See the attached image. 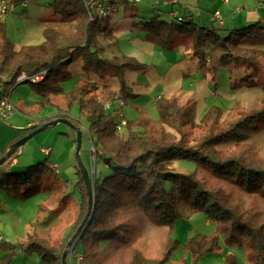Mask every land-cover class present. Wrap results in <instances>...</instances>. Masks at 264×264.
Returning <instances> with one entry per match:
<instances>
[{
    "label": "trees",
    "instance_id": "1",
    "mask_svg": "<svg viewBox=\"0 0 264 264\" xmlns=\"http://www.w3.org/2000/svg\"><path fill=\"white\" fill-rule=\"evenodd\" d=\"M140 1L108 0V11L94 14L90 18L83 0H52L49 4L57 19L53 25L44 26V40L40 44L17 47L5 30H0V98L9 97L17 84L27 83L38 94V108L53 106L51 96L57 94L64 97L66 106L65 111H59L53 117H45L38 123L21 129L8 140L0 157L22 136L56 118L69 119L70 110L77 108L79 119L86 123L92 159L101 161L110 171L103 177L95 175L93 179L88 173L92 184V200L86 216L88 193L80 165L76 164L75 187L80 194L77 217L69 225L60 247L51 245L46 239L32 236L15 244L0 238V246L5 248L0 254V264H9L11 258L19 253L35 254L41 264H61L67 242L79 226L80 230L70 243L73 251L80 239L100 241L112 238L116 234L114 227L104 225L107 213L125 208H136L148 217L156 216V221L168 226V245L163 257L154 263L163 264L168 249L171 248L169 244L173 242L170 234L175 220L180 216L179 207L182 203H186L191 212H202L209 221H213L226 245L248 248L245 252L248 262L264 264L262 225L248 221L239 206L220 188L196 179L199 169L208 170L218 178L235 180L245 192H256L264 197V166L235 156L222 157L214 147L223 140L246 138L251 134L257 123L264 120V105L250 110L226 128L205 136L195 144H189L182 138L175 140L155 135L148 129L147 117L139 115L135 119H125L122 112L128 98L135 95L130 90L127 73L147 64L131 55L110 49L113 41L116 44L112 16L120 6H124L128 8L126 15L132 18V27L143 30L146 41L158 49L172 50L174 38L185 36L191 38L192 57L197 60L199 67H205L213 73L221 68L231 71L238 65L255 71L261 65L259 51L243 46L242 43L245 39L260 34L264 30V21L258 19L238 28L222 29L197 22L187 12L177 15L173 10L163 11L153 5L142 9L138 5ZM26 7L22 8L25 10ZM16 12L15 9L8 14H17ZM213 19L218 24L223 23V18L222 22L214 17ZM71 20L75 22L71 32H62L55 26L59 24L57 22ZM75 56L80 58L86 70L101 78L111 76L117 85L113 86L109 82L99 84L94 80L84 79L76 82L72 90L64 91L61 83L68 75L65 69ZM21 72L26 76L17 81ZM250 77L248 75L242 78L250 81ZM96 90H100L101 97L95 96ZM155 105L159 122L182 131L185 112L176 97L160 95L155 99ZM209 107L211 116H215V119L223 112V108L217 104ZM77 133L82 136L80 129L76 128L73 139L75 144ZM17 151L18 148L0 164V189L6 191L7 195L18 197L17 189L29 185H35V189L40 190L41 183L46 182V186L57 183V171L44 161L27 165L24 173H7ZM8 160L6 167L2 169L1 166ZM175 161L182 164L190 162L194 169L191 172L189 169L175 170L172 167ZM69 197L70 193H63L59 204L65 203ZM193 238L198 240V243L193 240L189 242L193 260L204 252L215 249L218 244L216 234L198 233ZM82 242V252L85 253V243ZM79 254L76 252V258ZM67 256L68 253L65 255L66 261ZM225 256L224 264H237L236 255L228 252ZM114 264L140 263L131 261Z\"/></svg>",
    "mask_w": 264,
    "mask_h": 264
},
{
    "label": "rangeland",
    "instance_id": "2",
    "mask_svg": "<svg viewBox=\"0 0 264 264\" xmlns=\"http://www.w3.org/2000/svg\"><path fill=\"white\" fill-rule=\"evenodd\" d=\"M51 1L26 0L25 10L17 5V14L0 19V30L3 25L6 34L15 44L43 42L44 26L53 25L57 19V15L49 4ZM22 10L24 11L20 13ZM127 11L128 8L120 6L112 16L111 23L114 24L116 37V44L113 41L110 46L112 51L115 49V52H118V48L127 49L128 44L123 38L128 35L138 37L144 45H149L144 31L132 27V18L126 15ZM57 23L59 24L55 25L56 28L65 33L71 32L75 27L73 20ZM122 31H126V35H123L121 39L118 35ZM242 45L259 51L261 65L257 70L238 65L231 71L221 68L213 73L205 67L201 68L197 60L192 57L191 38L185 36L174 38L172 50H162L150 45L155 53L147 57L148 65L132 69L126 75L128 84L131 86L130 90L135 95L129 97L122 107L124 118L135 119L139 115L145 116L149 119L148 129L153 134L164 135L168 139L175 140L182 138L189 144H195L205 136L226 128L250 110L262 107L264 105V30L253 38L245 39ZM65 71L68 75L61 83L64 91L72 90L76 82L84 79L94 80L99 84L109 82L113 86L117 85L116 80L111 76L101 78L86 70L77 56L66 66ZM248 75L251 76L250 81L242 78ZM94 94L97 97L102 95L100 90H96ZM160 95L176 97L181 104L185 112L182 131L158 121L155 99ZM19 98L26 104V108L33 110L34 117L40 119H44L45 116L53 117L59 111H65L66 108L61 94L51 96L53 106L46 109L38 108L36 104L38 94L27 83L17 84L11 91V101L14 106ZM212 104L223 108L219 119L211 116L209 106ZM26 108L22 110L25 111ZM18 109L20 110L19 107ZM68 118L71 120L65 119L70 124L58 122L34 134L22 144L16 154L19 163L10 167L7 172L21 173L22 171L24 173L27 165L44 161L55 164L58 178L57 183L50 186H46V182L41 183L40 190H36L35 185L19 188L17 189L18 197H11L5 193L6 191L0 189V238L11 244L25 241L32 236L46 239L51 245H57L59 248L69 225L77 217V201L80 194L75 187L76 164H81L90 173L92 179L95 175L103 177L110 173L101 161L92 159L86 123L79 119L78 109L72 108ZM76 128L82 133L79 137L78 154H76V144L73 142ZM15 134L17 130L11 121L0 118V149ZM214 147L222 157L235 156L263 167L264 120L259 121L253 132L246 138L223 140ZM43 148L49 149L50 152H41ZM8 161L4 164L6 165ZM1 167L3 169L4 165ZM172 167L178 171L189 169L191 172L194 169L190 162L182 164L175 161ZM196 179L206 185L220 188L239 206L248 221L255 225H262L264 230V197L256 192H245L235 180L218 178L208 170L199 169L196 172ZM63 193H70V197L65 203L59 204V198ZM187 206L186 203H182L179 207L180 216L175 220L170 234L173 242L169 244L171 248L168 249L169 252L163 264H192V262L224 264L225 255L228 252L236 255L237 264H251L245 257L248 248L226 245L221 233L216 230L215 223L209 221L202 212H191ZM104 225L108 228L114 227L116 234L112 238L108 237L100 241L91 238L80 239L76 242L74 251L71 245L68 247L66 264L76 263V252L82 256L76 264H114L131 261L154 264L163 257L168 245V226L156 221V216L148 217L136 208L116 209L107 213ZM198 233L216 234L218 244L215 249L204 252L193 260L189 242L193 240L198 243V240L193 238ZM82 241L85 243V253L82 252ZM4 251L5 248L0 246V254ZM9 264H41V262L35 254L19 253L11 258Z\"/></svg>",
    "mask_w": 264,
    "mask_h": 264
},
{
    "label": "crops",
    "instance_id": "3",
    "mask_svg": "<svg viewBox=\"0 0 264 264\" xmlns=\"http://www.w3.org/2000/svg\"><path fill=\"white\" fill-rule=\"evenodd\" d=\"M138 3L142 9L153 5L163 11L173 10L177 15H184L185 12H187L189 16L197 22L206 25L212 24L222 29L238 28L258 19L264 21V0H177L176 2H168L166 0H141ZM215 10L219 11L223 18V23L218 24L213 19V12ZM12 15L14 14H8L6 16L10 17ZM1 27L3 29V25ZM123 35H126V31H122L118 36L122 39ZM119 37L118 44L120 40ZM123 39L128 44V48L125 50L118 48V52L131 55L140 62L146 63L147 57L153 56L155 53L150 43H148L149 45H144V42L141 39L139 40L138 37L128 35V37L126 36ZM15 45L17 47L21 46L19 44ZM24 45H35V43ZM150 64L153 65L154 63ZM9 97L11 101V92ZM25 105L23 100L19 98L15 105L16 111L7 118L11 121L15 130H17V133L21 129L28 128L41 120L40 118L34 117L33 110L26 108ZM22 108H26L27 110L24 111ZM44 149L46 148H43L41 152L46 153ZM2 150L3 147L0 149V153ZM18 161L17 157L12 158L10 162L11 166H16L19 163ZM50 164L55 168L54 163ZM4 167H6L5 164ZM75 261L76 263L80 261L76 258V255Z\"/></svg>",
    "mask_w": 264,
    "mask_h": 264
},
{
    "label": "built area",
    "instance_id": "4",
    "mask_svg": "<svg viewBox=\"0 0 264 264\" xmlns=\"http://www.w3.org/2000/svg\"><path fill=\"white\" fill-rule=\"evenodd\" d=\"M129 1H138V0H129ZM108 0H83L84 7L90 18L93 17L94 14H104L108 11L106 7ZM19 5L21 7H26V0H21L16 2L15 0H0V18L6 16L8 13L12 12L16 9V6ZM213 17L217 19L219 22H222L221 15L218 10L214 11ZM25 73L21 72L17 81L21 80L25 77ZM16 111L15 106L12 104L8 96H3L0 98V118L7 119L10 115H12ZM44 152L48 153L49 149H44ZM54 167V166H53ZM77 259H81V255L77 256Z\"/></svg>",
    "mask_w": 264,
    "mask_h": 264
},
{
    "label": "water",
    "instance_id": "5",
    "mask_svg": "<svg viewBox=\"0 0 264 264\" xmlns=\"http://www.w3.org/2000/svg\"><path fill=\"white\" fill-rule=\"evenodd\" d=\"M58 122H67L70 124V122L65 119V118H56L55 120H51V121H48V122H45L44 124L40 125L39 127L35 128L34 130H32L31 132H29L28 134L22 136L20 139H18L15 143H13L11 145V147L7 150V152L2 156L0 157V164H2L12 153L13 151H15V149L19 148L22 144H24L29 138H31L34 134L52 126V125H55L56 123ZM80 134L77 133V143H76V154H78V151H79V148H80ZM78 157V155H77ZM80 165V168L82 170V174L84 176V180H85V184H86V189H87V193H88V209H87V214L86 216L88 215L89 213V209H90V204H91V200H92V184H91V181H90V178H89V174H88V171L82 167L81 164ZM85 216V218H86ZM84 222V219L82 220V223ZM80 230V226L77 228V230L75 231V233L71 236V238L68 240L67 242V245L62 253V258H61V264H66V260H65V255L67 253V249L71 243V241L73 240V238L75 237V235L78 233V231Z\"/></svg>",
    "mask_w": 264,
    "mask_h": 264
}]
</instances>
